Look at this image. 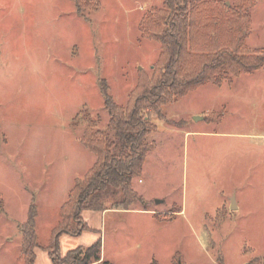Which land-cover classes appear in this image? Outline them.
Here are the masks:
<instances>
[{
    "label": "rangeland",
    "instance_id": "374dc122",
    "mask_svg": "<svg viewBox=\"0 0 264 264\" xmlns=\"http://www.w3.org/2000/svg\"><path fill=\"white\" fill-rule=\"evenodd\" d=\"M90 1L97 11L84 5L79 13L74 0H0V264H24L22 228L33 202L36 261L51 264L61 209L97 162L83 144L86 131L109 125L100 82L125 108L141 74L152 78L160 60V44L141 23L164 0ZM238 2L249 16L240 21L245 51L264 54V0ZM230 76L151 118L157 146L133 188L161 217L140 203L132 209L141 212L103 220L85 211L89 230L60 239L62 255L101 241L112 264L264 260V65Z\"/></svg>",
    "mask_w": 264,
    "mask_h": 264
},
{
    "label": "trees",
    "instance_id": "16d2710c",
    "mask_svg": "<svg viewBox=\"0 0 264 264\" xmlns=\"http://www.w3.org/2000/svg\"><path fill=\"white\" fill-rule=\"evenodd\" d=\"M238 1L226 8L214 0H164L162 8L144 17L142 32L160 44V60L152 78L141 74L125 108L115 102L106 80L100 82L109 125L106 132L86 131L83 144L97 156V162L61 209L63 222L49 248L53 264H112L102 259L101 241L63 257L61 236H79L89 230L82 218L85 211H130L136 203L145 204L144 211H148L147 201L134 190L133 182L142 177L147 157L157 146L149 141L155 131L151 118L162 120L165 106L208 83L221 87L231 81L230 74L250 73L264 65L263 53L245 51L240 21L249 16ZM74 2L79 13L85 6L94 11L99 7L92 1ZM210 30L216 35L209 39ZM109 202L113 204L108 206ZM37 218L33 202L22 228L24 264H36ZM174 264L184 263L178 258ZM251 264H264V260Z\"/></svg>",
    "mask_w": 264,
    "mask_h": 264
},
{
    "label": "crops",
    "instance_id": "0c3cea01",
    "mask_svg": "<svg viewBox=\"0 0 264 264\" xmlns=\"http://www.w3.org/2000/svg\"><path fill=\"white\" fill-rule=\"evenodd\" d=\"M131 211H134V210H130V211H121V210H107V211H96V213L98 214V216H99V218L98 217H95V218H97V220H103L104 218H106L107 217V215H109V214H119V213H129V212H131ZM88 212V211H87ZM134 212H141V211H139V210H135ZM142 212H144V213H150V214H153L154 216H155V214L156 213H151V211H142ZM84 214V213H83ZM83 214H82V218H83V220H84V222L86 223V225L89 227V220H86L84 217H83ZM157 214H159V213H157ZM85 233L86 232H83L79 237H81V236H83V235H85ZM71 235H67V234H64V235H62L61 236V242H62V240L65 238H69ZM98 241H95V243H97ZM95 243H92L91 245H89V246H79L78 248H80V247H90V246H92V245H94ZM78 248H76V249H78ZM76 249H74V250H76ZM74 250H72V251H74ZM69 252H71V251H69ZM68 252V253H69ZM67 253V254H68ZM35 254H36V250H35ZM66 254V255H67ZM66 255H62L63 257H65ZM50 256V255H49ZM102 259L103 260H105V261H107L103 256H102ZM36 260H37V255H36ZM52 261V260H51ZM36 264H38V261H36ZM51 264H53V262H51Z\"/></svg>",
    "mask_w": 264,
    "mask_h": 264
},
{
    "label": "water",
    "instance_id": "95a60500",
    "mask_svg": "<svg viewBox=\"0 0 264 264\" xmlns=\"http://www.w3.org/2000/svg\"><path fill=\"white\" fill-rule=\"evenodd\" d=\"M196 120H199V118H196ZM231 202H232L231 208L237 207L235 204V198L234 197L232 198ZM156 203L159 204V203H161V201H157Z\"/></svg>",
    "mask_w": 264,
    "mask_h": 264
}]
</instances>
